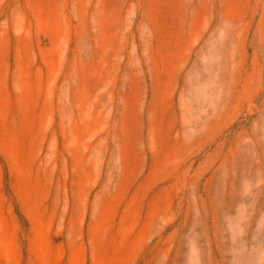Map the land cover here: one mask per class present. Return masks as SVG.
Wrapping results in <instances>:
<instances>
[{"label": "rangeland", "instance_id": "374dc122", "mask_svg": "<svg viewBox=\"0 0 264 264\" xmlns=\"http://www.w3.org/2000/svg\"><path fill=\"white\" fill-rule=\"evenodd\" d=\"M0 264H264V0H0Z\"/></svg>", "mask_w": 264, "mask_h": 264}]
</instances>
